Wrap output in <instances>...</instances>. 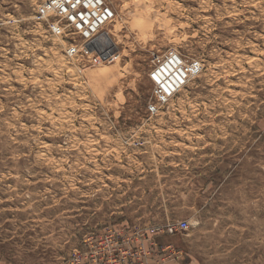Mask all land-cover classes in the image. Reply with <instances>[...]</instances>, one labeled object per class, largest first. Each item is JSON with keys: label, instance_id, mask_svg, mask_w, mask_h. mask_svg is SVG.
I'll return each instance as SVG.
<instances>
[{"label": "rangeland", "instance_id": "obj_1", "mask_svg": "<svg viewBox=\"0 0 264 264\" xmlns=\"http://www.w3.org/2000/svg\"><path fill=\"white\" fill-rule=\"evenodd\" d=\"M45 1L0 0V264H83L105 236L133 264H264V0H105L99 64ZM169 51L202 70L151 115Z\"/></svg>", "mask_w": 264, "mask_h": 264}, {"label": "built area", "instance_id": "obj_2", "mask_svg": "<svg viewBox=\"0 0 264 264\" xmlns=\"http://www.w3.org/2000/svg\"><path fill=\"white\" fill-rule=\"evenodd\" d=\"M115 17L114 9L105 0H46L37 10L38 20L46 23L51 36L71 42L65 51L67 57H79L85 52L94 55V64L116 59L108 33ZM151 63L148 78L155 103L148 106V111L153 115L158 111L157 106L171 101L199 76L202 65L198 60L186 59L175 51L154 54ZM189 229L187 221H180L167 227L166 232L173 235ZM116 248V240L106 236L91 240L86 250L87 262L83 264H133L130 260L117 258L116 252L120 247ZM110 252L116 258L112 255L107 257Z\"/></svg>", "mask_w": 264, "mask_h": 264}]
</instances>
